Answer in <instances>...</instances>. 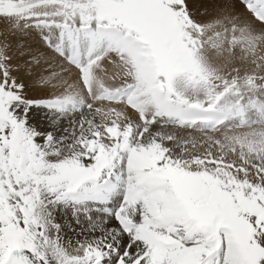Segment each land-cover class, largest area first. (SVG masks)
Wrapping results in <instances>:
<instances>
[{
	"label": "snow or ice",
	"instance_id": "1",
	"mask_svg": "<svg viewBox=\"0 0 264 264\" xmlns=\"http://www.w3.org/2000/svg\"><path fill=\"white\" fill-rule=\"evenodd\" d=\"M239 2L0 0V264H264V0ZM33 31L63 62L40 99L12 75L50 59Z\"/></svg>",
	"mask_w": 264,
	"mask_h": 264
},
{
	"label": "bare ground",
	"instance_id": "2",
	"mask_svg": "<svg viewBox=\"0 0 264 264\" xmlns=\"http://www.w3.org/2000/svg\"><path fill=\"white\" fill-rule=\"evenodd\" d=\"M188 5L190 10L193 12L194 18L201 22H207L213 17L222 16L224 14V0H188ZM233 7L230 11L238 15L242 20H251L252 17L245 11L243 5H241L237 0H232ZM5 26V25H4ZM1 27V26H0ZM3 30V29H2ZM23 42L27 45L31 46V48L35 51L38 50L40 53L49 57V61L47 63L41 62L39 66H35L31 71H28L23 66V58H15L12 63L20 64L21 67L19 71H14L12 73L13 76L17 77V82H22L24 84V95L27 99H40L48 96L51 92L49 88H42L39 84V78L41 76H46L52 71H60V65L63 63L59 58H56L54 54L47 49L43 41L40 39L39 35L36 32H30L23 38ZM264 55V51L261 52ZM241 53L239 49L236 50V59L233 63L240 67L241 70L248 68L251 69L253 65L249 62L242 61L239 59ZM215 64L220 65L223 64V58H214L213 61ZM66 66V65H65ZM109 71L111 72V66H108ZM67 75V74H65ZM76 79V75L73 74L70 77V82ZM63 89L56 90V94L62 92ZM29 123L41 131H49L52 129V125L49 123L48 114L43 109H32L28 116ZM99 122V118H98ZM67 121L61 122L58 127L63 129L66 128ZM58 222L63 226V235L72 240L73 246L76 245V241H83L85 239H90L91 236L87 233H81L79 226L75 225L71 219V214H60L57 217ZM68 225H71L72 228H69ZM72 229H75L73 231Z\"/></svg>",
	"mask_w": 264,
	"mask_h": 264
},
{
	"label": "rangeland",
	"instance_id": "3",
	"mask_svg": "<svg viewBox=\"0 0 264 264\" xmlns=\"http://www.w3.org/2000/svg\"><path fill=\"white\" fill-rule=\"evenodd\" d=\"M0 26H1L0 30L4 29V27H5L3 23H0Z\"/></svg>",
	"mask_w": 264,
	"mask_h": 264
}]
</instances>
